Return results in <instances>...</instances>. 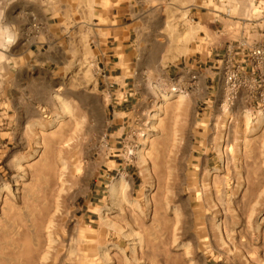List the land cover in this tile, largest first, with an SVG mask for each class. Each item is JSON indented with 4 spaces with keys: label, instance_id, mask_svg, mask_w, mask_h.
<instances>
[{
    "label": "rangeland",
    "instance_id": "rangeland-1",
    "mask_svg": "<svg viewBox=\"0 0 264 264\" xmlns=\"http://www.w3.org/2000/svg\"><path fill=\"white\" fill-rule=\"evenodd\" d=\"M65 1L72 22L124 24L142 46L129 112L86 88L91 64L80 89L31 88L45 104L16 111L21 48L10 47L0 61V264H264V117L204 115L224 92L219 101L185 76L202 51L263 43L264 0ZM12 3L0 0L9 22Z\"/></svg>",
    "mask_w": 264,
    "mask_h": 264
},
{
    "label": "crops",
    "instance_id": "crops-1",
    "mask_svg": "<svg viewBox=\"0 0 264 264\" xmlns=\"http://www.w3.org/2000/svg\"><path fill=\"white\" fill-rule=\"evenodd\" d=\"M9 9V17L18 25L19 32V38L13 46L21 48V53L15 57L18 66L16 68L14 66L11 71L13 78L9 94L13 109L21 111L40 108L45 104L31 88H37L36 94H39L40 90L49 96L56 95L59 89L67 91L80 89L77 86L79 80L85 77L84 69L91 64L93 76L90 77L91 81L84 80L86 85H89L86 88H91L90 91L94 94L105 95L111 100L120 99L115 103L121 106L122 112H129L127 99L124 97H127L128 91L131 90L130 79L134 73L136 74L134 59L136 55L140 56L142 46L131 44L129 30H126L124 24L104 29L95 28V31H92L89 27L72 22L68 18L72 7L65 0H15ZM21 13L22 19L26 21L24 23L14 21V17ZM57 16L60 19L51 23V19ZM175 41L173 62L178 61ZM226 50L220 53H214L213 50L202 51L200 59L212 65L204 69L202 64L198 67L197 64L201 60L188 65L189 69L186 70L185 76L191 84L187 85L193 87L196 84L197 88L201 86L207 90L212 89L220 101L223 97V62ZM194 77L197 79L196 82H193ZM16 86L19 90L15 88ZM17 91L21 94L20 104L13 97ZM206 105L208 112L203 113L204 115L209 112L211 114L214 110L222 112L219 104ZM227 115L230 116L229 123L248 116L256 121L260 116L264 117V112L249 104L243 95L230 112L221 113L219 117ZM17 121L18 119L15 122ZM201 158H205V154H202Z\"/></svg>",
    "mask_w": 264,
    "mask_h": 264
},
{
    "label": "built area",
    "instance_id": "built-area-1",
    "mask_svg": "<svg viewBox=\"0 0 264 264\" xmlns=\"http://www.w3.org/2000/svg\"><path fill=\"white\" fill-rule=\"evenodd\" d=\"M224 99L222 112H230L241 96L264 112V42L229 46L223 62Z\"/></svg>",
    "mask_w": 264,
    "mask_h": 264
},
{
    "label": "clouds",
    "instance_id": "clouds-1",
    "mask_svg": "<svg viewBox=\"0 0 264 264\" xmlns=\"http://www.w3.org/2000/svg\"><path fill=\"white\" fill-rule=\"evenodd\" d=\"M11 2H15V0H11ZM22 15L23 13L19 14L18 18ZM0 38H4L3 43H0V61H4L7 59L6 53L19 38L18 25L6 20L5 10H0Z\"/></svg>",
    "mask_w": 264,
    "mask_h": 264
},
{
    "label": "bare ground",
    "instance_id": "bare-ground-1",
    "mask_svg": "<svg viewBox=\"0 0 264 264\" xmlns=\"http://www.w3.org/2000/svg\"><path fill=\"white\" fill-rule=\"evenodd\" d=\"M28 263V262H27Z\"/></svg>",
    "mask_w": 264,
    "mask_h": 264
}]
</instances>
